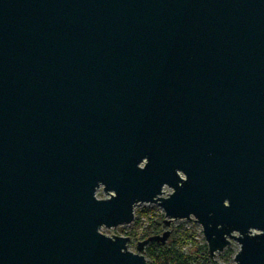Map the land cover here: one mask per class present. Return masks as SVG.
Returning a JSON list of instances; mask_svg holds the SVG:
<instances>
[{"label":"water","instance_id":"1","mask_svg":"<svg viewBox=\"0 0 264 264\" xmlns=\"http://www.w3.org/2000/svg\"><path fill=\"white\" fill-rule=\"evenodd\" d=\"M139 204L264 264V0H0V264H148Z\"/></svg>","mask_w":264,"mask_h":264},{"label":"rangeland","instance_id":"2","mask_svg":"<svg viewBox=\"0 0 264 264\" xmlns=\"http://www.w3.org/2000/svg\"><path fill=\"white\" fill-rule=\"evenodd\" d=\"M147 205V206H145ZM154 205L149 204H139L136 206V210L142 209L143 207H147L148 209L150 207H153ZM151 209V208H150ZM135 210V211H136ZM162 216V212L158 208V206L152 211L148 216H142L139 220V225L136 228L135 221H137L138 215L136 214V217L134 221L131 224L127 225H121L114 228H102V232H104L107 235H128V233H131L133 231H136V234H133V239L130 241L129 248L131 250L136 251L137 250V243L138 241H141L145 239L143 237L144 229L149 226L150 223H152V220H157ZM167 229H170L171 233L169 238L165 243H169L171 245L172 239H186L182 244V249L185 252H190L192 255H203L205 253V248L208 245L205 239V236L202 231V227L195 221V220H175L170 225V227L165 226V224L162 226V234ZM188 237L191 239V241H188ZM174 241V240H173ZM204 247V248H203ZM240 245L236 240H232L231 244L221 253H217L214 258H210L208 255L209 260L196 262L195 264H234V256L236 252L239 250ZM206 250V252H207ZM229 251H232V256H230L228 253ZM225 257H230L231 259L229 261L225 260ZM195 262V261H194Z\"/></svg>","mask_w":264,"mask_h":264},{"label":"trees","instance_id":"3","mask_svg":"<svg viewBox=\"0 0 264 264\" xmlns=\"http://www.w3.org/2000/svg\"><path fill=\"white\" fill-rule=\"evenodd\" d=\"M153 211V210H152ZM151 213V209L143 207L142 209L136 210L138 215L137 221H135L136 228L139 225V220L142 216H148ZM164 215L157 219L152 220V223L149 224L144 229L143 237L147 238L151 235H157L162 232V226ZM133 234H136V231L128 233V235L133 239ZM174 240V241H173ZM186 239H172L171 245L169 243H160V242H151L146 246V255L148 257V264H195L196 262H201L209 260L208 250L205 248V253L203 255H192L190 252H185L182 249V244ZM188 241L191 239L188 237ZM192 242V241H191ZM204 248V247H203ZM207 250V252H206ZM232 251H229V255L232 256ZM230 257H225L226 261H229ZM195 261V262H194Z\"/></svg>","mask_w":264,"mask_h":264},{"label":"flooded vegetation","instance_id":"4","mask_svg":"<svg viewBox=\"0 0 264 264\" xmlns=\"http://www.w3.org/2000/svg\"><path fill=\"white\" fill-rule=\"evenodd\" d=\"M166 188H169V187H165L164 188V190H165V193L163 194L164 196H167V195H169L170 193H171V189H170V191L169 192H167L166 191ZM149 205H154L153 207H150L151 208V210H154L157 206H158V208L160 209V211L162 212V214L164 215V219H163V223L165 224V213H164V211H163V209L160 207V205H158V204H149ZM145 206H147V205H145ZM149 208V209H150ZM136 212V211H135ZM183 220H187V219H183ZM192 220H194V219H192ZM175 221V220H174ZM189 221H191V220H189ZM173 223V222H172ZM165 226H167L166 224H165ZM201 226V225H200ZM167 227H170V226H167ZM202 227V226H201ZM147 246V245H146ZM208 255H209V253H208ZM147 256V255H146ZM210 257V256H209ZM148 258V257H147ZM211 258V257H210Z\"/></svg>","mask_w":264,"mask_h":264}]
</instances>
